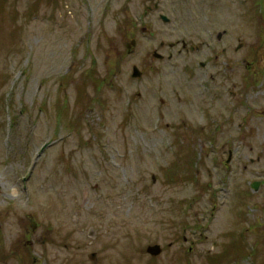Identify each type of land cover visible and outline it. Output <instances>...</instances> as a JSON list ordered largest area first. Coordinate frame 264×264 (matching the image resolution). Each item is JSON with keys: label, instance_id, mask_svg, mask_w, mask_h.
Listing matches in <instances>:
<instances>
[{"label": "rangeland", "instance_id": "rangeland-1", "mask_svg": "<svg viewBox=\"0 0 264 264\" xmlns=\"http://www.w3.org/2000/svg\"><path fill=\"white\" fill-rule=\"evenodd\" d=\"M147 3L0 1V264H264V0Z\"/></svg>", "mask_w": 264, "mask_h": 264}, {"label": "flooded vegetation", "instance_id": "flooded-vegetation-1", "mask_svg": "<svg viewBox=\"0 0 264 264\" xmlns=\"http://www.w3.org/2000/svg\"><path fill=\"white\" fill-rule=\"evenodd\" d=\"M147 1H148V3H147V7L146 8L149 9V10H151V9H154V10L155 9H158L160 7L161 3H162V0H147ZM142 29H143V31H146L147 26L143 25ZM222 34L218 38H220L222 36ZM178 42H179L178 40L177 41H171L169 43V46L170 47H175ZM160 43L163 45L164 44V41L162 40ZM180 47H178V49H177L179 52L180 51H188V49L189 50L190 49L191 50H195V49L198 48L197 45H195V44H190L187 47V43L183 39L181 40V46ZM152 54H153V56H156L157 58H162V54L159 53V52H157V51H155V53H152ZM172 55L173 54L170 52L168 54V57L171 58ZM185 93H188V92L186 91ZM193 93H194V96H195V92L194 91H193ZM208 108L210 109L209 110V113H210L211 110H212V108H213V105H210ZM204 113H205V111H204ZM212 130H214V129H212ZM232 153H233L232 148L229 147L228 148V152H227V156H226L225 160L222 161V162H219V165H221L222 167H220L219 169H217L215 167V164H214V166H213L214 167V170L211 171V169H210V172H207V173L210 174L213 178L219 177L220 178V182H222V183L225 182V183H228V184L236 185V183H237V181L239 179H244V163L242 164V166H241L240 169H238L235 166H230L229 163H230V161H231V159L233 157V154ZM203 176L206 177L204 174H203ZM200 179H202V178L200 177V174L198 173V177L195 180L198 181ZM257 181H258V187L264 182L262 179H258ZM242 182L243 181H241V184L243 186V183ZM242 188H244V186ZM216 192H217V190H214L213 191V194H215ZM237 193L238 194H241V195H244L243 193H241V191L240 192L237 191Z\"/></svg>", "mask_w": 264, "mask_h": 264}, {"label": "water", "instance_id": "water-1", "mask_svg": "<svg viewBox=\"0 0 264 264\" xmlns=\"http://www.w3.org/2000/svg\"><path fill=\"white\" fill-rule=\"evenodd\" d=\"M132 42H134V40H132ZM140 73H141L140 69L136 65H134L133 66V72H132V74L133 75H139ZM253 185H254V187H257V184L256 183L253 184ZM146 250L148 252H150L151 254L156 255V254H158V253H160L162 251V246L158 242L149 243L146 246ZM89 257L91 259H93V260L96 261L97 260V258H96V252L95 251L90 252L89 253Z\"/></svg>", "mask_w": 264, "mask_h": 264}, {"label": "trees", "instance_id": "trees-1", "mask_svg": "<svg viewBox=\"0 0 264 264\" xmlns=\"http://www.w3.org/2000/svg\"><path fill=\"white\" fill-rule=\"evenodd\" d=\"M0 1H2V2H3V0H0Z\"/></svg>", "mask_w": 264, "mask_h": 264}]
</instances>
